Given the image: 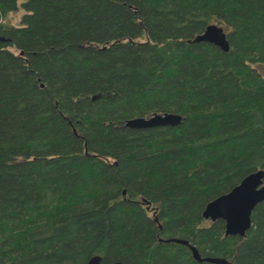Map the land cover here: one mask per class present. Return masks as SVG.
Segmentation results:
<instances>
[{
	"label": "trees",
	"instance_id": "16d2710c",
	"mask_svg": "<svg viewBox=\"0 0 264 264\" xmlns=\"http://www.w3.org/2000/svg\"><path fill=\"white\" fill-rule=\"evenodd\" d=\"M22 7L0 0V264H264V199L245 236L203 214L264 168V0ZM211 23L229 50L193 40Z\"/></svg>",
	"mask_w": 264,
	"mask_h": 264
},
{
	"label": "water",
	"instance_id": "95a60500",
	"mask_svg": "<svg viewBox=\"0 0 264 264\" xmlns=\"http://www.w3.org/2000/svg\"><path fill=\"white\" fill-rule=\"evenodd\" d=\"M0 39L4 37L0 36ZM193 40L209 41L220 46L223 50L230 49V41L224 26L211 23ZM183 115L176 112H156L148 116H135L127 119L130 127H153L178 125ZM126 190H124L125 192ZM264 199V168L257 169L237 183L231 190L209 201L204 209V216L211 220L223 218L226 221L227 234L245 236L252 225V211ZM88 264H127L118 260L109 263L103 261L101 254L93 255Z\"/></svg>",
	"mask_w": 264,
	"mask_h": 264
},
{
	"label": "rangeland",
	"instance_id": "374dc122",
	"mask_svg": "<svg viewBox=\"0 0 264 264\" xmlns=\"http://www.w3.org/2000/svg\"><path fill=\"white\" fill-rule=\"evenodd\" d=\"M25 0H19V8L17 10L9 12L6 17L5 21L11 24L19 25L21 24L22 16L25 13L24 8L22 7V2Z\"/></svg>",
	"mask_w": 264,
	"mask_h": 264
}]
</instances>
